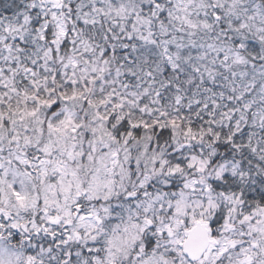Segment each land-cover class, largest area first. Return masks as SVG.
<instances>
[{"label": "snow or ice", "instance_id": "6c2138e0", "mask_svg": "<svg viewBox=\"0 0 264 264\" xmlns=\"http://www.w3.org/2000/svg\"><path fill=\"white\" fill-rule=\"evenodd\" d=\"M0 264H264V0H0Z\"/></svg>", "mask_w": 264, "mask_h": 264}]
</instances>
